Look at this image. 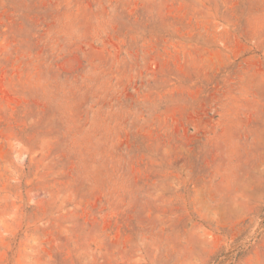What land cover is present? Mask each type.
<instances>
[{
  "label": "rangeland",
  "instance_id": "374dc122",
  "mask_svg": "<svg viewBox=\"0 0 264 264\" xmlns=\"http://www.w3.org/2000/svg\"><path fill=\"white\" fill-rule=\"evenodd\" d=\"M0 264H264V0H0Z\"/></svg>",
  "mask_w": 264,
  "mask_h": 264
}]
</instances>
